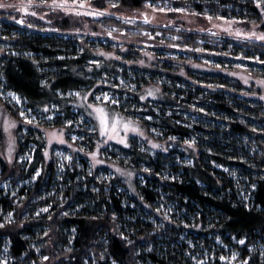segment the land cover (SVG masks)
Here are the masks:
<instances>
[{"label": "clouds", "instance_id": "obj_1", "mask_svg": "<svg viewBox=\"0 0 264 264\" xmlns=\"http://www.w3.org/2000/svg\"><path fill=\"white\" fill-rule=\"evenodd\" d=\"M0 264H264V0H0Z\"/></svg>", "mask_w": 264, "mask_h": 264}, {"label": "rangeland", "instance_id": "obj_2", "mask_svg": "<svg viewBox=\"0 0 264 264\" xmlns=\"http://www.w3.org/2000/svg\"><path fill=\"white\" fill-rule=\"evenodd\" d=\"M249 63H251L252 61H248ZM211 75V74H210ZM207 82H210V81H208V80H205V81H202V84L203 83H207ZM199 87V86H198Z\"/></svg>", "mask_w": 264, "mask_h": 264}]
</instances>
